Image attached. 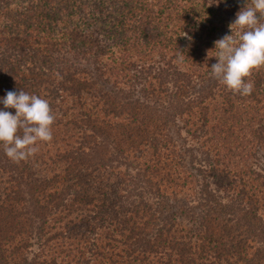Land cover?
I'll return each mask as SVG.
<instances>
[{"label":"trees","instance_id":"1","mask_svg":"<svg viewBox=\"0 0 264 264\" xmlns=\"http://www.w3.org/2000/svg\"><path fill=\"white\" fill-rule=\"evenodd\" d=\"M245 3L0 0V99L55 116L0 145V264H264V67L211 76Z\"/></svg>","mask_w":264,"mask_h":264},{"label":"clouds","instance_id":"2","mask_svg":"<svg viewBox=\"0 0 264 264\" xmlns=\"http://www.w3.org/2000/svg\"><path fill=\"white\" fill-rule=\"evenodd\" d=\"M229 28L231 35L215 41L212 56L217 62L211 76L228 91L248 96L254 85L245 78L264 67V0H246ZM0 103L4 109H15V114L0 109V145L10 160H27L38 152L39 143L52 140L55 116L46 99L21 89L8 91Z\"/></svg>","mask_w":264,"mask_h":264}]
</instances>
